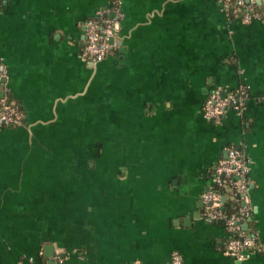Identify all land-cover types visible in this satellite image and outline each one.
I'll use <instances>...</instances> for the list:
<instances>
[{"label": "crops", "instance_id": "crops-1", "mask_svg": "<svg viewBox=\"0 0 264 264\" xmlns=\"http://www.w3.org/2000/svg\"><path fill=\"white\" fill-rule=\"evenodd\" d=\"M113 2L0 0L1 82L25 114L0 126V264H264V23L221 0H120L116 46L94 64L86 22ZM238 89L243 114L204 115ZM230 146L262 245L243 261L203 217Z\"/></svg>", "mask_w": 264, "mask_h": 264}, {"label": "built area", "instance_id": "built-area-1", "mask_svg": "<svg viewBox=\"0 0 264 264\" xmlns=\"http://www.w3.org/2000/svg\"><path fill=\"white\" fill-rule=\"evenodd\" d=\"M257 0H221L224 10L241 17L243 23L254 20L264 23V8L259 9ZM120 0H115L106 8L99 10L86 22V41L82 49V57L96 64L103 61L116 46V41L121 28L122 12ZM111 39L115 42L111 43ZM7 78V72L0 73V126L19 127L25 120L22 108L11 99L10 89L1 81ZM249 99V94L244 89H238L223 95L217 90L210 94L203 104L204 115L219 123L229 110L243 114ZM249 162L242 150L237 146L228 148L227 157L220 159L214 168L212 186L202 195L205 206L203 217L206 222L221 220L228 233V242L225 253L243 261L257 250L262 248L258 237L243 228V224L250 216L253 206L249 199ZM217 187H226L230 195L242 202L236 213L227 214L223 205V194ZM172 264H184L183 257L175 252L171 259Z\"/></svg>", "mask_w": 264, "mask_h": 264}, {"label": "trees", "instance_id": "trees-1", "mask_svg": "<svg viewBox=\"0 0 264 264\" xmlns=\"http://www.w3.org/2000/svg\"><path fill=\"white\" fill-rule=\"evenodd\" d=\"M256 6L259 9H263L262 5H256ZM11 99L14 100L18 104V102L13 97H11ZM212 174L214 176V170H213ZM215 189L219 190L221 192V194H223V196L226 197V201L223 202V205L226 208L227 214L230 215V214L236 213L238 211L239 207L242 205V202H238L236 198H233L230 195V190L226 187L223 188V187L215 186ZM204 212H205V208H204ZM251 214H252V212H251ZM251 214H250V216H251ZM249 217L246 218L247 222H249L248 221ZM249 228H252L251 223L249 224Z\"/></svg>", "mask_w": 264, "mask_h": 264}, {"label": "water", "instance_id": "water-1", "mask_svg": "<svg viewBox=\"0 0 264 264\" xmlns=\"http://www.w3.org/2000/svg\"><path fill=\"white\" fill-rule=\"evenodd\" d=\"M259 2H261V0H260ZM83 38H85V35L83 36ZM114 42H115V40H114V39H111V43H114ZM82 45H83V44H82ZM83 46H84V45H83ZM120 50H121V51H122V50H125V47H121V48H120ZM223 95H226V93H225V92H223ZM222 200H223V202H224V201H226V197H225V196H223V199H222ZM218 222L222 223V221H221V220H219ZM244 226L246 227V226H247V224H245Z\"/></svg>", "mask_w": 264, "mask_h": 264}]
</instances>
